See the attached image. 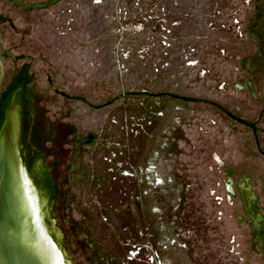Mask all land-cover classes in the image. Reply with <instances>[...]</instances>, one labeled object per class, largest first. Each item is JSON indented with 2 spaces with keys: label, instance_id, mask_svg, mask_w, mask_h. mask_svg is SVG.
I'll return each instance as SVG.
<instances>
[{
  "label": "rangeland",
  "instance_id": "obj_1",
  "mask_svg": "<svg viewBox=\"0 0 264 264\" xmlns=\"http://www.w3.org/2000/svg\"><path fill=\"white\" fill-rule=\"evenodd\" d=\"M69 132L82 264H264V0H0Z\"/></svg>",
  "mask_w": 264,
  "mask_h": 264
},
{
  "label": "water",
  "instance_id": "obj_2",
  "mask_svg": "<svg viewBox=\"0 0 264 264\" xmlns=\"http://www.w3.org/2000/svg\"><path fill=\"white\" fill-rule=\"evenodd\" d=\"M68 137L32 66L0 54V264H82L64 204Z\"/></svg>",
  "mask_w": 264,
  "mask_h": 264
},
{
  "label": "trees",
  "instance_id": "obj_3",
  "mask_svg": "<svg viewBox=\"0 0 264 264\" xmlns=\"http://www.w3.org/2000/svg\"><path fill=\"white\" fill-rule=\"evenodd\" d=\"M0 148H1V144H0Z\"/></svg>",
  "mask_w": 264,
  "mask_h": 264
},
{
  "label": "flooded vegetation",
  "instance_id": "obj_4",
  "mask_svg": "<svg viewBox=\"0 0 264 264\" xmlns=\"http://www.w3.org/2000/svg\"><path fill=\"white\" fill-rule=\"evenodd\" d=\"M2 58V57H1Z\"/></svg>",
  "mask_w": 264,
  "mask_h": 264
}]
</instances>
